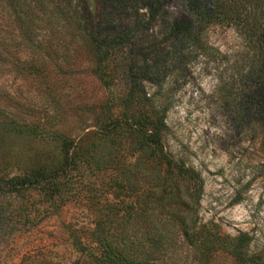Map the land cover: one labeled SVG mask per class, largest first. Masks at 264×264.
I'll return each mask as SVG.
<instances>
[{"label":"rangeland","instance_id":"rangeland-1","mask_svg":"<svg viewBox=\"0 0 264 264\" xmlns=\"http://www.w3.org/2000/svg\"><path fill=\"white\" fill-rule=\"evenodd\" d=\"M76 1L56 0L63 7V22L56 20L59 31L49 39L41 36L48 24L32 21V42L23 37L9 11L0 9V173L22 167L26 173L50 169L62 155L52 133L76 141L81 156L88 155L90 161L107 160L99 170L90 172L87 167L92 166L83 165L74 173L89 184L81 198L49 210L37 225L1 243L0 264H84L87 256L73 241L88 242L94 222L106 215L104 203L119 191L114 176L120 182L124 175L131 177L128 185L124 183L132 188L131 198L149 201L169 182L151 178V173L161 177L166 172L164 164L139 155L127 131L112 136L98 133L104 103L114 95L122 97L136 83L147 102L161 110L164 149L196 170L202 190L193 213L185 218L195 226L197 247L184 239L178 220L155 211L127 225L128 238L147 254L150 264H235L223 244L245 233L247 254L263 261L264 125L254 124L252 117L234 120L231 107L223 103L225 96L217 90L218 79L234 73L250 54L237 29L215 23L202 32L198 44L178 43L168 36L170 23L182 13L175 2L149 18L145 0H134L120 9L123 22H134V36L109 67L113 84L107 88L93 73L86 46L77 39L71 20ZM87 3L90 10L105 8V0ZM201 42L226 59L205 58L198 48ZM31 61L33 69L28 68ZM8 121L41 133L6 132L2 126ZM172 182L183 199L189 182Z\"/></svg>","mask_w":264,"mask_h":264},{"label":"trees","instance_id":"trees-1","mask_svg":"<svg viewBox=\"0 0 264 264\" xmlns=\"http://www.w3.org/2000/svg\"><path fill=\"white\" fill-rule=\"evenodd\" d=\"M133 2L134 0H105L104 9L90 10L87 0H77L71 8V20H74L77 39L86 46L93 73L107 88L113 84L109 67L120 57L122 47L130 43L134 36V22L125 23L120 15V9L131 6ZM144 2L149 18H154L169 2H175L180 7L182 13L168 27L169 39L174 38L178 43L198 44L202 32L215 23L232 25L237 29L250 54L245 58L244 65L234 67V73L218 79L217 90L225 96L223 103L231 107L230 114L234 120L245 122V119L252 117L254 124L264 125V0ZM57 3L56 0H0V9L9 11L18 23L23 37L32 42L31 36L35 35V24L32 21L48 24L45 30L42 29L41 36H46L45 39H49L52 32L59 31V25L56 26L55 23L56 20L59 21L58 18L61 19L63 7L59 8ZM198 48L205 58L218 56L226 59L205 42H201ZM35 67L32 61L29 62L28 68ZM116 107L117 110L114 109ZM160 111L147 102L137 83L128 87L122 97L114 95L104 103V117L99 118L98 133L112 136L121 130L127 131L134 138L139 155L147 154L164 164L166 172L161 177L151 173V178L157 182H169L163 183L160 191L149 201L131 198L132 188L124 185L129 184L131 177L124 175V182H120L114 176L113 185L119 191L104 203L106 215L102 220L101 217L96 219L87 235L88 242L73 241L78 250L87 256L84 264H150L147 254L141 253L138 245L128 238L130 234L126 233L125 227L154 211L178 220L188 244L195 247L199 244L195 226L187 223L185 218L194 211L193 206L200 197L202 183L196 170L173 159L164 149L162 136L166 125ZM2 128L20 136L41 133L23 123L12 121H8ZM54 135L59 139L62 155L50 169L40 168L26 173L22 167L18 172L0 173V244L14 233L37 225L49 210L58 208L68 200L81 198L83 192L89 190V184L80 176L75 178L74 173L83 165H91L92 168L87 167L90 172L104 168L107 159L90 161L92 158H88V155L81 156L76 141L58 133H52L51 137ZM137 172L142 176V172ZM175 179L189 182V189L184 190L183 199H180L177 186L172 182ZM33 191L37 197L32 194ZM36 202H44L45 205L40 207ZM178 210H181L180 213H177ZM223 246L235 264H264V259L260 261V256L247 254L245 233L229 238Z\"/></svg>","mask_w":264,"mask_h":264}]
</instances>
